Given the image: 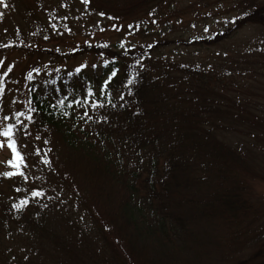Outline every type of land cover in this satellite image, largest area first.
<instances>
[{"label":"trees","instance_id":"trees-1","mask_svg":"<svg viewBox=\"0 0 264 264\" xmlns=\"http://www.w3.org/2000/svg\"><path fill=\"white\" fill-rule=\"evenodd\" d=\"M170 1L176 0H89L86 5L119 23L136 12L156 18ZM258 1H248V10L222 33L123 52L86 45L81 55L112 57L102 74L81 70L31 81L29 107L36 111L29 135L18 138L46 131L50 155L39 164H50L51 184L69 190L68 201L92 218L103 264H264V223L253 192L259 165L248 155L252 150L264 161V109L227 96V90L242 86L236 73L229 77L232 82H219L206 65L171 62L162 54L170 45L210 47L247 26L264 28V0ZM253 60L241 63L244 80L264 76V66L257 70ZM112 71L117 74L105 91ZM89 88L104 107H68L73 99H85ZM229 133L238 135L237 145L228 143ZM3 179L0 175V184ZM18 179L9 198L0 191L5 206L0 237L22 235L17 227L34 234L42 228L43 197L34 198L25 179ZM24 199L26 206L13 207ZM59 244L66 254L72 248Z\"/></svg>","mask_w":264,"mask_h":264},{"label":"rangeland","instance_id":"rangeland-1","mask_svg":"<svg viewBox=\"0 0 264 264\" xmlns=\"http://www.w3.org/2000/svg\"><path fill=\"white\" fill-rule=\"evenodd\" d=\"M248 1L251 0L170 1L161 7L156 18L136 12L133 18L118 23L95 14L81 0H4L0 4V13H3L0 15V62H3L0 74L9 68L11 71L4 79L5 90L0 95V117L7 115L14 121L18 111L27 115L28 90L35 78L45 81L73 74L82 64L86 65L82 69L84 72L102 74L112 57L81 55L80 50L86 45L109 46L123 52L129 47L144 48L158 41L212 36L222 33L248 10ZM253 1L257 3L258 0ZM154 22L157 23L152 27ZM261 49L264 53V28L247 26L228 41L215 46L185 48L170 45L162 54L171 62L206 65L219 82H232L229 77L236 73L242 86L227 90V96L229 93L236 104L247 100L255 108L264 109V76L244 80L239 74L243 68L241 63L246 65L249 58H255L253 62L260 65L257 70L264 66V54L257 51ZM29 72L33 76L31 81L27 79ZM46 137V131H37L34 138H18V146L24 155L29 153L25 155L28 167L24 169L27 177L24 186L31 192L41 188L43 193L40 202L44 217L38 220L42 228L34 234L29 228L17 227L24 230L22 235L14 233L10 237H0V264H103L100 254H105L99 251L100 237L92 231V218L68 201L69 190L61 185L63 190H59L51 184L50 164L43 165L44 168L39 164L41 157L48 160L46 157L50 155L44 143ZM225 137L229 144L237 145L238 135L229 133ZM37 148L42 149L39 155L35 151ZM248 155L260 166L252 164L256 170L253 192L254 206L264 223V161L252 150ZM10 158L11 152L6 146L0 149V172L11 170L6 163ZM18 178L2 180L0 191L5 199L12 195L11 187ZM3 206L0 205V212ZM60 242L70 243L72 248L68 254L60 248Z\"/></svg>","mask_w":264,"mask_h":264},{"label":"snow or ice","instance_id":"snow-or-ice-1","mask_svg":"<svg viewBox=\"0 0 264 264\" xmlns=\"http://www.w3.org/2000/svg\"><path fill=\"white\" fill-rule=\"evenodd\" d=\"M84 4H88L89 0H82ZM4 0H0V4H3ZM7 7V5H5ZM0 15H3V13H0ZM55 24H53V28H55ZM3 62H0L2 64ZM86 67V65H80L78 66L75 71L77 73H80L81 70ZM93 68L96 67V65H92ZM11 69L9 68L7 71L3 72L0 74V95L4 93V79L8 75V72H10ZM33 71L38 72V69H34ZM59 71V69H57ZM116 71L111 72V76L108 78V80L105 81V91L107 90V86L109 81L112 79V77L116 76ZM71 75V73H69ZM27 79L31 81L33 79L32 73L29 72ZM133 83V80H129L128 84L131 85ZM123 99V96L121 95L120 97ZM59 103L63 105L65 103L64 100H60ZM29 104H31V101H29ZM75 104L77 106L80 105H89L93 109L96 108H102L104 107V103L101 102L100 100H97L94 98V93L91 88L88 89L87 92V97L83 100H75L68 104V107H72V105ZM108 104L111 105L112 107H115L116 105L112 104L111 99H108ZM36 111L35 108L29 107L27 111V115L24 112H16L15 113V119L13 121L12 117H9L7 115H4L0 117V149H3L5 146L7 149L10 150L11 152V158L7 160V165L11 170H6L0 173L4 178H12L14 176H19L23 179H27L24 169L28 167V164L25 159V155L18 146V134L22 133L24 136H28V123L33 122V113ZM64 115H68L67 112L64 113ZM85 115H87V111H85ZM21 117H24L22 120ZM91 117H89L90 119ZM106 119V118H105ZM27 121V123H26ZM36 139H39L37 136ZM44 143H47V141H44ZM37 155L40 154L42 149L37 148L35 149ZM41 159H44V157H41ZM45 163H47V160H44ZM33 197H40L43 195V193L36 191L32 193ZM29 203L27 199L21 200L19 205H13V207H22L26 206Z\"/></svg>","mask_w":264,"mask_h":264}]
</instances>
